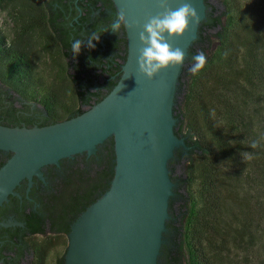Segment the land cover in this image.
<instances>
[{"label":"trees","instance_id":"1","mask_svg":"<svg viewBox=\"0 0 264 264\" xmlns=\"http://www.w3.org/2000/svg\"><path fill=\"white\" fill-rule=\"evenodd\" d=\"M11 1L14 4L8 17L15 44L0 36V124L19 128L50 126L81 115L108 95L120 78L127 56L123 25L119 30L123 37L118 38V32H113L114 35L103 39L104 47L100 44V38L111 30L117 16L112 0H0V6ZM220 1V12L206 3L205 18L184 62L191 66L192 56L203 51L207 57L205 66L195 74L183 68L178 79L177 94L183 93L186 107L175 104L173 108L174 134L185 139L188 149H177L168 162L170 175L178 164L183 165L184 171L181 178L171 176L176 187L169 201L171 218L166 222L168 232L164 235L166 243L161 247L159 264H210L209 256L200 249L204 243L202 236L206 237L208 229L203 228L217 221L223 208L220 203L214 207L209 201L204 209H197L189 192L192 175L198 168L207 179L216 170L218 157L239 163L246 148L247 129L251 128L249 117L257 112L262 120L264 112V0H243L245 6L248 1L247 13L238 10V0ZM211 30L215 32L209 34ZM31 37L35 38L38 49L52 47L62 59L63 65L54 61L60 67L56 69L57 76L69 82L76 108H69L54 90H43L41 81L35 78ZM92 39L95 40L90 47L88 40ZM76 40L82 43L79 52L74 53L72 44ZM212 41L216 47L211 53ZM189 112L193 113L189 115ZM186 117L191 121L189 126L196 121L197 132L185 128ZM254 150L264 152V140ZM114 159V142L109 138L89 157L84 153L61 160V166L71 160L65 170L56 172V166L51 165L54 173L49 177V185L44 190L37 185L38 202L43 208L31 211L27 219L31 227L24 230L22 238L16 235L22 250L15 254V264L20 263L29 247L34 253L32 264L47 263L51 246L42 249L48 244L46 239L59 236L53 231L67 235L70 222L109 189ZM178 187L183 189V194ZM235 196L242 201L238 203L239 212H230L231 218L245 212L247 224L253 227L260 217L258 209L263 210L254 201L257 197L246 192ZM177 199L182 201L181 212L173 216ZM39 212H42L40 218ZM37 235H41V240L34 243ZM205 243L221 248L220 243ZM15 245L10 244L9 251L15 253ZM222 245L224 248L225 243ZM63 255L55 264H64Z\"/></svg>","mask_w":264,"mask_h":264},{"label":"water","instance_id":"2","mask_svg":"<svg viewBox=\"0 0 264 264\" xmlns=\"http://www.w3.org/2000/svg\"><path fill=\"white\" fill-rule=\"evenodd\" d=\"M128 23L127 56L114 88L81 115L45 127L0 125V151L11 157L0 169V207L23 180H43L41 169L59 166L75 155L95 154L113 138L114 175L109 189L71 224L64 264H158L165 243L169 198L174 184L168 162L185 139L174 134V96L182 65L161 70L148 80L138 74V33L160 9L156 0H112ZM184 0H169L173 9ZM199 23L169 41L188 50L205 18L203 0H192ZM184 63V62H183Z\"/></svg>","mask_w":264,"mask_h":264},{"label":"rangeland","instance_id":"3","mask_svg":"<svg viewBox=\"0 0 264 264\" xmlns=\"http://www.w3.org/2000/svg\"><path fill=\"white\" fill-rule=\"evenodd\" d=\"M203 3L205 6V14L207 8L206 3L216 9L217 12L222 10L220 0H203ZM247 3L248 1L245 6L243 0H238V10H240V12L246 11L247 13ZM13 4L14 1H11L5 2L0 6V36L3 37L4 35L6 38L5 41L11 45L15 44V40L11 33L13 25L8 15L10 14ZM214 32L215 31L211 30L208 33L213 34ZM215 47L216 44L212 41L209 52L212 53ZM37 49V42L35 43V38L31 37L30 52L33 53L34 60H32L33 58L31 57L30 59L34 62V69L36 71L35 78L38 77L41 81L42 89L45 90L46 88H50L54 90L56 96L58 94L62 101L69 104V108H76V100L69 82L67 79H62L57 76L56 69L58 71L60 67L54 61L57 60L58 63L63 65L62 59L58 55L56 56L57 52L52 47L43 49L41 47L36 51ZM190 67V65H184L183 63L181 69L183 70V68H186L188 73H192L189 71ZM175 104L177 106L181 105L182 108L186 107V99H184L183 93L177 94V88L174 96V106ZM16 106H20L19 101L16 102ZM251 108H254V106ZM192 113L189 112V115ZM254 114L252 113L251 117H249L251 128L248 127L247 129L248 132L245 139L246 148L244 149L245 151L240 154L239 163H230L229 160L218 157V162L215 166L216 170L211 171L212 175H208L207 179H205L206 177H204L203 172L202 174L200 173L198 168L196 173L192 175L193 180L189 187V192L193 197L197 209H204L209 201L214 207L217 203H220L223 208L224 214L222 213L217 221L203 228V230H205V228L208 229L205 233L206 237L202 236L204 243L201 244L200 249L203 254L206 253V257L209 256L210 264H264V152H258L254 150L257 147H251L253 142L258 146L262 144L264 140V112L262 113L263 117L261 116L262 120L259 119L257 112ZM190 122L186 117L185 128L191 127L193 131L197 132L199 128L196 125V121H194L195 125L189 126ZM183 171V165L178 164L175 166L173 174L170 175V180L174 186L172 188L173 194L169 198V201L174 196V189L176 187L171 176L181 178L183 176ZM177 189L179 193H184L182 188L178 187ZM245 192L255 195L257 198H255L254 201L259 203L263 209L262 211L258 209V212H261L258 213L260 215V221L258 220L253 227H249L247 224L244 217L245 212L243 215H237L236 219H232V215L230 214V212L233 211L239 212V206L241 205L238 203L242 201V198L237 199L235 195L242 196ZM235 199L239 201L234 202ZM181 205L182 201L177 199L174 207L175 211L172 213L173 216L175 215L174 213L180 214ZM170 218L171 214L168 207V219L166 222H168ZM211 228H213V231L208 232ZM167 232L166 227L163 238ZM223 236H225V238ZM40 238V236L34 238V243L39 242L41 240ZM46 241L48 244L46 243L43 245L42 249L51 246L50 254L48 258H46V264H55L54 260L65 253L68 239L66 236L59 235L51 237V240L50 237H48ZM206 241H208V243H220L221 248L216 249V247L208 246L205 243ZM222 242L225 243L224 248Z\"/></svg>","mask_w":264,"mask_h":264},{"label":"clouds","instance_id":"4","mask_svg":"<svg viewBox=\"0 0 264 264\" xmlns=\"http://www.w3.org/2000/svg\"><path fill=\"white\" fill-rule=\"evenodd\" d=\"M156 2L160 11L148 16L138 33L137 71L148 80L153 79L161 70L176 68L183 64L184 51L179 47L173 48L169 41L181 37L189 29L190 24H197L200 20L192 0H184L175 9L169 6V0H156ZM122 25L128 28L136 26L135 22L126 21L123 11L119 12L111 24V30L117 33ZM95 39L88 40L90 47L93 46L92 41ZM81 43L82 40L73 42L74 53L79 52ZM206 60L203 51L196 53L192 56L193 63L189 71L193 74L198 73L205 66ZM251 147L255 148L257 144L253 142Z\"/></svg>","mask_w":264,"mask_h":264},{"label":"flooded vegetation","instance_id":"5","mask_svg":"<svg viewBox=\"0 0 264 264\" xmlns=\"http://www.w3.org/2000/svg\"><path fill=\"white\" fill-rule=\"evenodd\" d=\"M117 34H118L117 36L118 38L123 37L122 32L119 33L118 31ZM109 35H114L112 30L107 31L102 35V37L100 38L101 46L104 47L103 39L109 38L108 37ZM101 51L103 52L105 51V49H101ZM118 62L121 63V61ZM113 79H116V77H113ZM101 82L102 79H100V83ZM0 125L4 127H9L2 124ZM9 157H10L9 152L0 151V169L6 164ZM70 163L71 160L64 161L63 164L65 166H61V163H59V166H56L57 169H55L54 171L60 172L62 170H65V167L70 165ZM51 170H52L51 165L43 167L41 169L43 180L41 181L38 178L33 177L30 187L28 186V181L23 180L20 183V185L15 189L16 196H9L8 201L3 203V205L0 207V264H15L14 263L15 254L17 252L20 253L22 250V246H20L19 243L21 242V240L18 239L17 236H19V238H22L24 230H26V228L29 229L31 227V225L28 224L27 221V219H29L28 215L30 214V212L31 211L36 212L38 209L43 208L42 204L38 202L40 197V191L37 190L38 188L37 185L41 186L42 189L46 188L49 185V177L51 174L54 173ZM57 180L58 179L55 178V181ZM41 213L42 212H39L37 214L39 218ZM43 214H45V211H43L42 215ZM68 218L70 219L69 216ZM71 224L72 222H70V225ZM50 228L51 227L48 226L47 233H49ZM54 232L56 231H53V234L63 235L66 236L67 238V235L62 234V232L61 233L59 232L54 233ZM37 236H41V235H37ZM10 244H14V245L16 244L15 253L13 251L12 252L9 251ZM32 262H34V253L33 250H31V247H29L28 251L24 252V255L20 260L19 264H32ZM54 262H56V259L54 260Z\"/></svg>","mask_w":264,"mask_h":264}]
</instances>
